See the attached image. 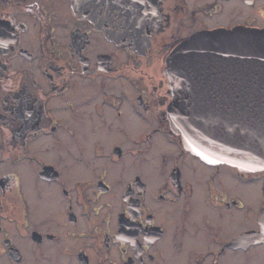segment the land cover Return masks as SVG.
I'll list each match as a JSON object with an SVG mask.
<instances>
[{
	"label": "flooded vegetation",
	"instance_id": "1",
	"mask_svg": "<svg viewBox=\"0 0 264 264\" xmlns=\"http://www.w3.org/2000/svg\"><path fill=\"white\" fill-rule=\"evenodd\" d=\"M143 1L0 0V264H264V170L187 149L166 74L264 0Z\"/></svg>",
	"mask_w": 264,
	"mask_h": 264
},
{
	"label": "water",
	"instance_id": "2",
	"mask_svg": "<svg viewBox=\"0 0 264 264\" xmlns=\"http://www.w3.org/2000/svg\"><path fill=\"white\" fill-rule=\"evenodd\" d=\"M125 15L130 17L124 28L118 18L108 19L113 23L106 27L100 25L101 16L95 21L121 40V29L133 30L132 18L139 16L140 36L147 39L146 16L133 11ZM166 74L172 94L169 117L188 149L209 163L264 169V29L191 36L169 55Z\"/></svg>",
	"mask_w": 264,
	"mask_h": 264
},
{
	"label": "bare ground",
	"instance_id": "3",
	"mask_svg": "<svg viewBox=\"0 0 264 264\" xmlns=\"http://www.w3.org/2000/svg\"><path fill=\"white\" fill-rule=\"evenodd\" d=\"M257 189V186H253V187H251V189L249 188V189H247V192H250V193H252L253 195L256 193V190Z\"/></svg>",
	"mask_w": 264,
	"mask_h": 264
},
{
	"label": "rangeland",
	"instance_id": "4",
	"mask_svg": "<svg viewBox=\"0 0 264 264\" xmlns=\"http://www.w3.org/2000/svg\"><path fill=\"white\" fill-rule=\"evenodd\" d=\"M253 207L256 208L257 207V198L253 195Z\"/></svg>",
	"mask_w": 264,
	"mask_h": 264
}]
</instances>
